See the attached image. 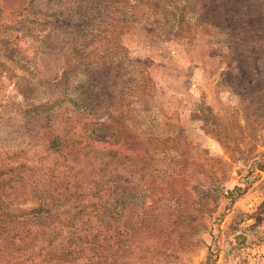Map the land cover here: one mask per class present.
<instances>
[{
	"label": "trees",
	"instance_id": "16d2710c",
	"mask_svg": "<svg viewBox=\"0 0 264 264\" xmlns=\"http://www.w3.org/2000/svg\"><path fill=\"white\" fill-rule=\"evenodd\" d=\"M32 1L0 0V11L21 13ZM47 10L73 22L60 67L64 95L25 111L36 159L0 166V264L167 260L211 233L207 217L224 183L201 181L197 172L213 173L201 168L205 155L156 101L147 67L119 38L143 21L145 29L162 23L205 34L222 67L216 85L238 103L202 119L238 153L228 125H247L254 142L264 129V0H47ZM255 157H235L245 176ZM217 259L208 246L205 264Z\"/></svg>",
	"mask_w": 264,
	"mask_h": 264
},
{
	"label": "rangeland",
	"instance_id": "374dc122",
	"mask_svg": "<svg viewBox=\"0 0 264 264\" xmlns=\"http://www.w3.org/2000/svg\"><path fill=\"white\" fill-rule=\"evenodd\" d=\"M146 17L153 20L150 15ZM71 22L65 17L53 19L47 10V0H33L21 13L0 11L2 167L31 161L38 155L33 138L25 130V111L31 104L63 97L60 67L69 45L67 24ZM144 22L126 32L119 41L130 58L147 67L156 101L172 121L180 123L183 134L197 145L198 152L205 155L201 168L205 171L211 168L209 171L213 173L207 176L197 172L202 174L201 181L206 184L209 178L219 177L224 183L212 219L207 217L211 233L195 239L192 245L179 246L167 260L160 258L151 264H205L208 246L218 255L214 264H264V129L254 142L247 125H226L230 141L240 148L238 153L208 131L202 113L221 114L229 105L238 103L226 87L216 85L222 72L214 55L216 46L195 29L171 30L172 24L162 23L145 29L150 26ZM189 147L192 158L193 153L197 154L196 149ZM244 155H256L249 159L254 163L249 177L245 176L246 168L240 161H235V157ZM215 157L220 162L211 164V158ZM247 181L248 186L238 196L237 190L232 191L233 198L227 196V189L242 187ZM31 204L27 202L26 207Z\"/></svg>",
	"mask_w": 264,
	"mask_h": 264
}]
</instances>
